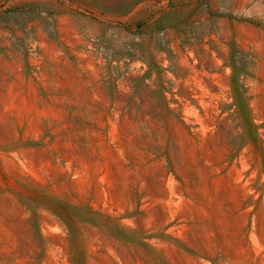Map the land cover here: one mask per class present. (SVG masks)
Returning a JSON list of instances; mask_svg holds the SVG:
<instances>
[{
	"label": "rangeland",
	"instance_id": "1",
	"mask_svg": "<svg viewBox=\"0 0 264 264\" xmlns=\"http://www.w3.org/2000/svg\"><path fill=\"white\" fill-rule=\"evenodd\" d=\"M0 264H264V0H0Z\"/></svg>",
	"mask_w": 264,
	"mask_h": 264
}]
</instances>
